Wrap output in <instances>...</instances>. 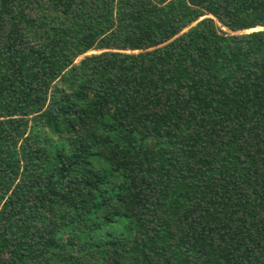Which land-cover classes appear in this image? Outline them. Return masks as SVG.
<instances>
[{"label": "trees", "instance_id": "16d2710c", "mask_svg": "<svg viewBox=\"0 0 264 264\" xmlns=\"http://www.w3.org/2000/svg\"><path fill=\"white\" fill-rule=\"evenodd\" d=\"M0 264H264V0H0Z\"/></svg>", "mask_w": 264, "mask_h": 264}, {"label": "rangeland", "instance_id": "374dc122", "mask_svg": "<svg viewBox=\"0 0 264 264\" xmlns=\"http://www.w3.org/2000/svg\"><path fill=\"white\" fill-rule=\"evenodd\" d=\"M91 53H93V52H91ZM91 53H89V54H91Z\"/></svg>", "mask_w": 264, "mask_h": 264}]
</instances>
